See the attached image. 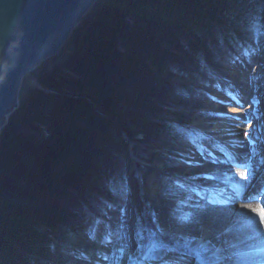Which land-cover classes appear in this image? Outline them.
Instances as JSON below:
<instances>
[{
    "label": "trees",
    "instance_id": "1",
    "mask_svg": "<svg viewBox=\"0 0 264 264\" xmlns=\"http://www.w3.org/2000/svg\"><path fill=\"white\" fill-rule=\"evenodd\" d=\"M261 22L264 0H99L62 53L25 78L0 136V264H42L40 227L119 195L132 146L188 139L172 100L204 99L193 85L230 49L258 42Z\"/></svg>",
    "mask_w": 264,
    "mask_h": 264
},
{
    "label": "rangeland",
    "instance_id": "2",
    "mask_svg": "<svg viewBox=\"0 0 264 264\" xmlns=\"http://www.w3.org/2000/svg\"><path fill=\"white\" fill-rule=\"evenodd\" d=\"M260 24L264 30V22ZM253 39L251 38L248 44L253 47V53L249 55L243 52L242 54L237 53L233 55L230 63L223 59L218 67L214 68L206 78V85L201 87L206 92L204 99H196L193 103L185 102L180 105H178V101L172 100V103L184 110L183 115L187 116L185 117L186 123L199 133L198 136L178 145H165L162 149L145 148L141 144L132 146L133 149L127 152L125 157L126 176L124 181L117 185L123 188L122 194L116 201L117 203L112 201L104 203L103 209L107 207L109 209L106 210V215L104 214L103 224L101 225V220L94 215L89 217V213L79 212V214L73 213L74 216L68 217L57 226L55 233L61 234L59 235L61 238L63 234L68 235L67 233L74 230L81 220L85 219L81 227H78L83 231L85 247L75 244L76 248L72 252L82 257L80 260L83 264H165L162 261H153V259L157 258L155 255L161 249L170 247L172 240H176L178 243L176 246L183 251L185 249L182 247L183 243L199 245L203 235L207 236L206 238L209 240H213V237L219 235L211 233V228L216 226V222L208 224L209 219L206 218L208 216L196 213L197 207L186 206V200L195 196L194 188H206L207 182L205 179L203 182L202 179L206 166L199 163V159L204 157L199 152L200 150L204 153L206 151L208 156H220V154L224 156L227 155L226 153L235 154L237 152L240 154L241 150L247 152L248 147L258 148L260 156L256 160L261 161V166L264 165V80L259 79L260 77L264 79V32L258 36L257 43H254ZM222 100L233 104L231 106L221 104ZM219 108L227 112H242L247 120L242 119L237 122L236 119L215 117L212 112ZM232 117L235 116L232 115ZM161 118L164 120L173 119L171 115L166 114L161 115ZM223 121L235 122V124H231L234 132L229 135L212 132L214 127H218ZM138 139H141V136ZM229 139H233V141H228ZM245 144L247 145L245 146ZM192 151H194L192 153L194 158L190 159V165L187 166L185 156L191 154ZM165 162H168L169 166ZM244 170H246V166H241L237 171ZM189 173L194 174L195 178L191 179ZM149 178L152 179L151 185L148 182ZM157 182L160 185L154 189L155 192H151L153 195L150 196L149 189ZM224 190L223 187H217L207 195L208 198L197 199L198 205L207 206L209 201L215 200V196H218L219 200L225 204H229L232 196L230 194L222 196L221 193ZM254 193L264 205V191ZM160 196L171 202L168 213H170L173 222L177 221V225L168 226L167 229L170 232L166 228L159 227L151 213L149 201L152 198L158 201ZM91 218L97 221L95 223L100 225V229L104 230L103 236L100 235V230L97 233L99 242L95 236H90V232L93 235L95 233V228L91 229L92 226L89 223ZM76 223L78 224L76 225ZM218 231L220 232V230ZM113 232H115L112 237L113 241L110 242L111 244H106L107 235ZM84 233H88L87 237ZM169 235L176 237L172 239ZM153 244H155L154 248ZM54 245L57 246L56 242ZM46 247L48 248L47 242ZM57 248L54 249V255H48L47 264H78L77 259L58 261L59 257L62 256L65 259L67 256L65 251L61 252V249L57 255ZM227 249V246L221 247L217 244L209 248L206 253L210 255V264H232L238 251L231 254ZM227 258L230 260L224 263ZM186 264L197 263L189 259Z\"/></svg>",
    "mask_w": 264,
    "mask_h": 264
},
{
    "label": "bare ground",
    "instance_id": "3",
    "mask_svg": "<svg viewBox=\"0 0 264 264\" xmlns=\"http://www.w3.org/2000/svg\"><path fill=\"white\" fill-rule=\"evenodd\" d=\"M259 79L264 80L263 77H260ZM226 101L227 100H222L220 103L229 106L233 104L230 102L226 103ZM212 113L215 117L229 120L236 119L237 122L242 119H246L242 112H227L226 110L220 108L215 109ZM232 115L235 117L233 118ZM231 124H235V122L223 121L218 127L215 126L212 132L220 135H229L231 132H234ZM243 127H245V125H243ZM228 141H233V139H229ZM246 145L247 144H245V146ZM241 151L242 152L240 154L237 152L235 154L226 153L227 155L224 156L221 154L220 156H208L209 154L206 151L205 153L201 150L199 151L204 156L203 158L201 157L199 159V163H202L206 166L205 174L203 175L202 179L203 182L205 179L207 184L206 188L203 189L194 188L193 192L195 196L189 198V200H186V206L197 207L195 212L201 213L204 216H208L206 217L209 219L208 224H212V222L215 221L216 226L211 228V233H214L213 235L218 233L219 235L213 237V240H209L206 238L207 236L205 237V235H203L202 241L199 245L196 243L182 244V247L185 249L182 248L183 251H181V253L184 255L185 251V255L191 261L196 262L197 264H199L200 259L211 263L210 255H208L206 251L209 248L214 247L215 244L220 245L221 247L227 246V250L231 252V254H234L235 251H238V254L233 258L232 264H264V222L261 221V217L264 216V205L261 204V202L253 193L259 192L261 190V186L264 185V180L261 179V176L264 174V165L261 166V161L256 160V158L260 156L258 148L252 149L251 147H248L247 152H243V150ZM192 153H194V151H192L191 154H187V156H185V164L187 166L190 165V159L194 158ZM241 166H246V170L237 171ZM261 167L263 170H261ZM223 173L229 175L223 176L221 175ZM190 177L193 179L195 178V175L191 173ZM151 181L152 179L149 178V185H151ZM159 185L160 183L157 182L154 186H152L151 189H149L148 193H150V196L153 195L151 192H155L154 189L158 188ZM217 187H223L225 189L223 193H221L222 196H225L226 194H230L232 196V199L230 200L231 202L229 204H225L224 202L215 199L214 201H209L207 206H203V204L198 205L199 202L197 199L206 198L207 195H209ZM248 192L250 194L249 196L247 195ZM4 197L16 199L9 193L4 194ZM158 199L159 200L156 201L154 198H152L149 201V204L151 206L152 216L158 223L159 227L167 229L171 224L177 225V221L173 222V219L170 217V213H168L171 202L165 198H162L161 196ZM83 222L84 220H81V222L79 224L76 223V225L78 224L77 226H80ZM57 226L58 223H56L55 228L49 233L42 232L44 227H40L38 233L39 236L37 237L36 241L32 243V253L34 254V257L36 255L38 258L40 257L41 261L43 262L42 264H44V260L46 261L48 255L54 251L52 248L53 244L56 242L58 246L56 250L57 255L59 250L62 249L63 246H66L64 251L66 252L67 257L64 259L61 256L58 258V261L77 259L78 264H83L82 260H80L81 257L76 253H72L76 248L74 242H72V240L66 241L68 239L65 238L64 234L60 238L59 235L61 234L55 233L57 231ZM217 230H220V232H217ZM100 231L103 232L104 230L100 229ZM169 236H171L172 239L176 237L175 235L174 237H172L173 235ZM80 238H82L80 243L76 242V244L78 243L79 245L85 247L83 241L84 238L82 236H80ZM46 242L48 244V248L46 247ZM63 243L64 245H62ZM177 244L178 243L176 240H172L171 244L169 245L171 248L167 249L165 252L166 259L168 260L166 264H182L185 262V255L182 256L181 253L177 252L178 249L176 250L178 246L173 248V246H176ZM45 253L46 255L44 257ZM197 253H199V257L197 256ZM13 254L15 253L8 254V256ZM229 260L230 258L225 259L224 263H227ZM220 262L223 263V261Z\"/></svg>",
    "mask_w": 264,
    "mask_h": 264
},
{
    "label": "water",
    "instance_id": "4",
    "mask_svg": "<svg viewBox=\"0 0 264 264\" xmlns=\"http://www.w3.org/2000/svg\"><path fill=\"white\" fill-rule=\"evenodd\" d=\"M99 0H0V136L25 78L59 56Z\"/></svg>",
    "mask_w": 264,
    "mask_h": 264
},
{
    "label": "snow or ice",
    "instance_id": "5",
    "mask_svg": "<svg viewBox=\"0 0 264 264\" xmlns=\"http://www.w3.org/2000/svg\"><path fill=\"white\" fill-rule=\"evenodd\" d=\"M237 103H239V101H237ZM245 135H247V133H245ZM246 175H245V178H246ZM261 221L264 222V216L261 217ZM152 247L154 248L155 244H153ZM197 256L199 257V253H197ZM199 264H210V262L200 259Z\"/></svg>",
    "mask_w": 264,
    "mask_h": 264
}]
</instances>
